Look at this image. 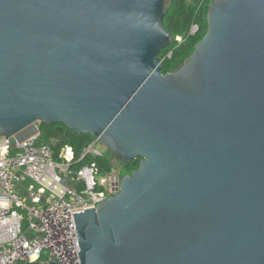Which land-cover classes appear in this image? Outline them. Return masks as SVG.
Segmentation results:
<instances>
[{
  "label": "water",
  "instance_id": "95a60500",
  "mask_svg": "<svg viewBox=\"0 0 264 264\" xmlns=\"http://www.w3.org/2000/svg\"><path fill=\"white\" fill-rule=\"evenodd\" d=\"M167 0H0V136L40 123L139 167L73 214L81 264H264V0H214L176 71Z\"/></svg>",
  "mask_w": 264,
  "mask_h": 264
},
{
  "label": "built area",
  "instance_id": "2783aa9c",
  "mask_svg": "<svg viewBox=\"0 0 264 264\" xmlns=\"http://www.w3.org/2000/svg\"><path fill=\"white\" fill-rule=\"evenodd\" d=\"M199 32L194 23L188 37ZM172 58L170 51L162 61ZM35 127L25 139L0 136V264H81L73 214L97 209L119 194L124 177L95 164L74 167L85 158H105L99 140L79 159L69 147L68 157L56 159Z\"/></svg>",
  "mask_w": 264,
  "mask_h": 264
},
{
  "label": "trees",
  "instance_id": "16d2710c",
  "mask_svg": "<svg viewBox=\"0 0 264 264\" xmlns=\"http://www.w3.org/2000/svg\"><path fill=\"white\" fill-rule=\"evenodd\" d=\"M214 0H168L166 4V15L164 25L172 35L171 45L163 50L159 57L163 59L166 54L173 51V58L163 62L162 73L174 71L179 63L184 62L191 56L196 44L204 37L207 32V11L209 4ZM202 7L199 9V6ZM194 23L200 25V32L196 37H188L189 30ZM177 38L183 39L182 42ZM41 131V141L51 145L56 159H59V153L63 148L73 149L76 159H79L82 150L94 141V137L89 135L75 134L64 125H45L39 124ZM95 164L100 170L109 171L111 165L105 158H85L74 167L77 169L84 165ZM140 159L131 164H124L132 171L139 167Z\"/></svg>",
  "mask_w": 264,
  "mask_h": 264
},
{
  "label": "rangeland",
  "instance_id": "374dc122",
  "mask_svg": "<svg viewBox=\"0 0 264 264\" xmlns=\"http://www.w3.org/2000/svg\"><path fill=\"white\" fill-rule=\"evenodd\" d=\"M168 1V0H167ZM210 5V4H209ZM179 39V38H177ZM183 63V62H182ZM182 63H179L178 66L174 69V71H176L179 67H181ZM36 132V127H31L25 131H23L22 133H20L17 137L21 138V139H25L31 135H33ZM101 144V143H100ZM70 148V147H69ZM99 149L104 152V157L105 159L109 162V164L111 165V168L114 170H118L121 172L122 176L125 177L127 175L130 174L131 170L128 169L124 163H122V161L120 159H118L115 155H113L111 152H109L107 149H105V147L101 144L99 146ZM74 152V151H73ZM59 157H68V149L67 147L64 148V150L62 149L59 153ZM133 172V171H132Z\"/></svg>",
  "mask_w": 264,
  "mask_h": 264
}]
</instances>
